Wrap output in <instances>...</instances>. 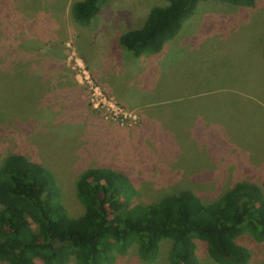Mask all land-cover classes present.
<instances>
[{
  "label": "rangeland",
  "instance_id": "rangeland-1",
  "mask_svg": "<svg viewBox=\"0 0 264 264\" xmlns=\"http://www.w3.org/2000/svg\"><path fill=\"white\" fill-rule=\"evenodd\" d=\"M73 1L0 0V113L9 112L0 117V162L20 154L53 171L72 217L83 212L76 179L94 167L123 171L141 203L182 189L209 200L236 181L264 191V0L202 1L160 53L139 58L120 33L165 0H98L89 27L71 20ZM38 93L45 104L37 96L25 112L19 97ZM173 102L198 110L201 130L197 121L171 130L183 115ZM242 243L249 264H264V243ZM168 246L153 263L131 249L115 264H168ZM197 257L216 264L201 243Z\"/></svg>",
  "mask_w": 264,
  "mask_h": 264
},
{
  "label": "trees",
  "instance_id": "trees-1",
  "mask_svg": "<svg viewBox=\"0 0 264 264\" xmlns=\"http://www.w3.org/2000/svg\"><path fill=\"white\" fill-rule=\"evenodd\" d=\"M165 1V6L148 12L139 28L120 33L119 43L135 58L160 53L202 1L233 8L256 5V0ZM98 10V0H75L69 14L77 25L89 27ZM19 98L26 100L19 105L29 113V101L37 99L43 105L46 97L38 93ZM174 102L177 116L183 115L170 125L168 122L171 130H187L196 123L194 130H201V113L197 110L191 115L188 108ZM42 105L35 111L43 112ZM92 106L88 100L95 112ZM15 112L12 114L18 118ZM1 113L4 118L9 114ZM75 192L83 212L72 217L64 209L53 171L20 154L6 156L0 162V263L115 264L117 255L131 249L142 262L153 263L162 244L168 243V264H199L197 247L201 243L216 264H249L251 252L242 238L264 243V191L247 181H236L209 200L182 189L141 203L123 171L94 167L77 177Z\"/></svg>",
  "mask_w": 264,
  "mask_h": 264
}]
</instances>
